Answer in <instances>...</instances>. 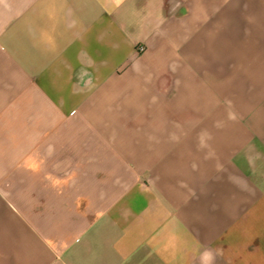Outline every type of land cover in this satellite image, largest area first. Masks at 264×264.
Instances as JSON below:
<instances>
[{"label":"crops","instance_id":"0c3cea01","mask_svg":"<svg viewBox=\"0 0 264 264\" xmlns=\"http://www.w3.org/2000/svg\"><path fill=\"white\" fill-rule=\"evenodd\" d=\"M206 249L264 264V0H0V264Z\"/></svg>","mask_w":264,"mask_h":264},{"label":"clouds","instance_id":"9594fccd","mask_svg":"<svg viewBox=\"0 0 264 264\" xmlns=\"http://www.w3.org/2000/svg\"><path fill=\"white\" fill-rule=\"evenodd\" d=\"M33 167H36V165H33ZM50 179H52L53 186H59L66 182L60 178L50 177ZM217 255H219V250L217 251ZM200 262L201 264H214L215 256L211 251L206 249L200 254Z\"/></svg>","mask_w":264,"mask_h":264},{"label":"built area","instance_id":"2783aa9c","mask_svg":"<svg viewBox=\"0 0 264 264\" xmlns=\"http://www.w3.org/2000/svg\"><path fill=\"white\" fill-rule=\"evenodd\" d=\"M141 50H143V48L141 47Z\"/></svg>","mask_w":264,"mask_h":264}]
</instances>
